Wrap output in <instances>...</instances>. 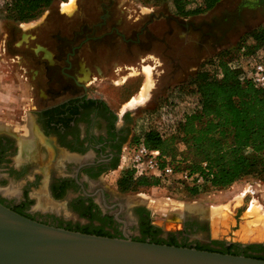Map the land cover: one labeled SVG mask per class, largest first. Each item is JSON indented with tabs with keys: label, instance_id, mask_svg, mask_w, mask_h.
<instances>
[{
	"label": "flooded vegetation",
	"instance_id": "obj_1",
	"mask_svg": "<svg viewBox=\"0 0 264 264\" xmlns=\"http://www.w3.org/2000/svg\"><path fill=\"white\" fill-rule=\"evenodd\" d=\"M75 3L70 15L61 13L59 9L58 16L48 12L34 21L39 23L33 30L34 35H29V44L21 45L27 49L21 54L24 64L21 57H16L19 60L16 62L21 64L18 68L22 69L18 72V80L21 78L23 85L26 80L29 90V94L21 98L32 103V106L27 108V116L20 115L11 127L0 126V184L12 176L11 171L21 174L26 172V165L30 164L35 169L37 162H43L46 173L33 170L32 181L44 177L46 191L51 198L69 196L68 204L79 216L92 205L95 207L92 210H98L102 218H112L114 222L106 223L108 226H119L122 223L116 220L115 214H110L111 210L118 208V202L110 199L109 193L98 181L100 176L116 169L121 150L132 144L131 114L111 107L110 96L101 94L94 87H99L100 81L110 79L112 75L118 77L110 79L114 85H123L131 74L129 70L136 68L130 65L133 63L139 65L141 70L143 66H149L152 70L150 65L141 64L157 60L148 53L152 45L164 46L165 37L170 35L181 37L185 22L196 27L198 32L183 36L184 42L195 37L205 41L212 35L209 31L205 32L204 24H195L197 15L178 17L162 9L144 18L133 9L135 3L127 4L124 0H75ZM135 6L141 7V4ZM160 23L163 27L157 29ZM212 25L209 24V29ZM221 40L222 35L214 44L219 45ZM222 51L224 48L217 53ZM166 59H170L169 75H172L175 60L172 57ZM207 61L203 57L198 66L189 68L194 77L201 72L198 67ZM104 62L105 65L102 64ZM161 65L156 63L154 68ZM157 71L162 73V70ZM16 86L18 88L19 85ZM146 99L148 103L156 101L153 94ZM23 144L29 147L28 150L24 149ZM20 151L24 152L22 157ZM21 195L15 198L0 193V203L41 223L62 228L77 227V224L70 226L52 215L43 217L33 214L28 208V189L23 188ZM45 198L46 207H53V202ZM101 206L106 209L105 212ZM138 208L140 206L133 208L137 228ZM206 215L184 214L180 230L185 233L206 225L209 231V238L203 237L206 243H179L195 247L206 246L214 240L224 245L238 244L239 248L247 244H260L263 250L252 255L264 258V242L242 243L213 238ZM94 221L99 226L101 220ZM119 235L122 236V232Z\"/></svg>",
	"mask_w": 264,
	"mask_h": 264
},
{
	"label": "rangeland",
	"instance_id": "obj_2",
	"mask_svg": "<svg viewBox=\"0 0 264 264\" xmlns=\"http://www.w3.org/2000/svg\"><path fill=\"white\" fill-rule=\"evenodd\" d=\"M68 1L55 0L36 18L24 22L11 19L5 6L0 7V126L11 127L20 115L26 117L29 113L27 108L32 106V103L21 98L29 94V90L26 80L23 81L25 85L21 84V78L18 80V72L22 69L18 68V66L21 67V64L17 63L19 60L16 57H21L22 52L27 50L21 45L23 43L29 44L27 43L30 40L29 35H34L33 30L39 24L34 23V21L45 16L48 12L52 16H58L60 4ZM88 1L91 2V0ZM124 1L127 4L129 2L135 3L133 9L144 18L152 12H159L162 9L168 14L187 17L185 12L200 4L198 0H190L192 3L188 2L187 4H175L171 0ZM140 4L141 7L135 6ZM193 15H197L194 18L195 24H204L205 32L209 31L212 36H209L205 41L195 37L194 40L191 39L188 42H184L182 37L177 35L165 37L166 44L164 46L154 43L148 52L157 60L153 59V62L141 63L142 65H150L153 67L152 70L149 66H143L142 71L139 65L133 63L130 65L136 68L129 70L131 74L123 85L121 83L114 85L110 79L114 78L115 80L118 77L109 74L110 79L102 80L99 82V87H94L101 94L110 96L108 100L111 107L119 108L121 113L127 111L131 114L132 144L136 136L155 126V118L161 108L165 106L170 108V112L176 118L182 113L193 110L196 98L194 93L190 91L193 87L194 75L189 68L194 65L198 66L199 60L203 57L206 60H211L216 55L215 53L223 48L224 51L234 50L246 35L260 28L264 24V0H222L218 5ZM209 24H213L210 29ZM157 27V29H162V23L157 24ZM221 35L220 44H214V41H217L218 36ZM203 42L204 44H201ZM32 45L30 44V46ZM33 47L35 48V45ZM167 57H172L175 60L176 67L172 75H169L170 59H166ZM21 60L24 64L22 57ZM156 63H162V65L154 68ZM102 64L105 65V62ZM157 69L162 70V73ZM198 69L202 71L203 66L198 67ZM15 84L19 85L18 88ZM143 88L146 91L144 99L153 94L156 99L155 103H153L154 101L148 103L147 99H143V102L140 101L138 104L125 105L138 96ZM154 105L156 106L154 107ZM27 133L28 131H26V135ZM121 153L122 150L120 155ZM169 153L180 158L174 163L177 166L186 162L191 163L193 160L192 151L181 141L177 142ZM119 160L116 169L100 176L98 181L99 185L107 190L110 199H115L121 205L120 209L111 210L110 214H115L116 220L122 225L115 226L112 224L108 226L107 224L104 225V223H110L108 221L99 222V226L106 227L110 232L121 233L125 228L130 237H137L139 231L133 208L138 206L150 212L151 223L161 229L160 235L162 237L173 233L178 242L187 245L205 244L204 239L209 238V231L205 225L196 230L181 232V217L184 214L195 216L199 213H206L209 216L210 214H218L221 218H230L233 222L254 223V226L264 230V183L256 175L245 176L226 187L205 188L195 195L190 194L183 184L167 179L160 180L158 184L153 186L137 187L133 191L123 193L119 190L117 182L128 169L119 168ZM42 163L37 162L35 169L30 164L29 166L26 165V172L21 174L11 171L12 176L1 182L0 193L5 196L11 195L20 198L23 188H27L30 196L28 208L33 214H40L43 217L55 216L70 226L76 224L97 226V221L88 222L70 207L68 204L69 196L58 199L51 198L46 191L44 177L38 178L36 182L35 180L32 181L33 170H41L42 173H46ZM3 190L9 191V193L6 194ZM39 195L44 196L45 203V197H47L54 206L46 207L45 205L41 208H34L36 203L38 205ZM191 204H196L197 207H186ZM252 204H257L256 206L259 207L258 215L262 214L263 216H256L248 212ZM101 208L103 212L106 211L103 206ZM208 215L206 216L209 217ZM237 217L238 220H236ZM203 237L205 238L203 239Z\"/></svg>",
	"mask_w": 264,
	"mask_h": 264
},
{
	"label": "trees",
	"instance_id": "obj_3",
	"mask_svg": "<svg viewBox=\"0 0 264 264\" xmlns=\"http://www.w3.org/2000/svg\"><path fill=\"white\" fill-rule=\"evenodd\" d=\"M53 1L55 0H10L5 9L9 11L11 19L24 22L36 18ZM171 1L175 4L191 2ZM198 1L200 4L186 11V15L210 9L221 0ZM262 46L264 24L246 35L234 50L217 53L214 57L216 63L209 64L213 67L212 70H207V66L206 71L194 77L190 92L195 95V106L193 110L182 113L177 118L173 131L160 133L149 129L136 136L133 141V143L142 141L147 148L159 150L161 166L166 162L176 163L180 160L169 153L180 141L189 147L193 155L191 163H184L186 167L196 171L200 169L201 162H206L211 176L206 177L202 185L179 182L192 195L205 188L229 186L248 175L258 176L264 183V88L255 86L241 69L234 66L235 61L244 59ZM159 181L149 176L134 178L133 171L128 169L118 180L117 186L125 193L137 187L156 185ZM92 207L94 206L89 205L80 216L91 222L94 220L114 222L111 217L102 218L98 210L94 212ZM137 216L139 235L132 238L133 240L189 247L179 243L173 233L168 234L167 238H162L161 229L151 223L150 212L147 209L138 208ZM105 228L102 225L86 224L68 226L65 229L98 236L120 237L118 232H110ZM193 248L264 259L252 255L263 250L260 244H247L239 248L238 244L224 245L222 242L212 240L206 246L197 245Z\"/></svg>",
	"mask_w": 264,
	"mask_h": 264
},
{
	"label": "water",
	"instance_id": "obj_4",
	"mask_svg": "<svg viewBox=\"0 0 264 264\" xmlns=\"http://www.w3.org/2000/svg\"><path fill=\"white\" fill-rule=\"evenodd\" d=\"M0 264H264V259L137 241L125 228L120 237L86 234L41 223L0 203Z\"/></svg>",
	"mask_w": 264,
	"mask_h": 264
},
{
	"label": "built area",
	"instance_id": "obj_5",
	"mask_svg": "<svg viewBox=\"0 0 264 264\" xmlns=\"http://www.w3.org/2000/svg\"><path fill=\"white\" fill-rule=\"evenodd\" d=\"M10 0H0V7L8 4ZM215 57V56H214ZM207 61L201 72L212 69L209 64L216 63L215 58ZM235 67H238L255 86L264 88V46L257 49L244 59L235 61ZM207 69V70H208ZM178 118V117H177ZM177 118L170 112V108L166 106L159 110L156 116V124L152 128L160 133L168 130L173 131L176 126ZM161 155L157 149L147 148L142 141L133 143L122 150L119 160V168H127L133 171V177L140 176L154 177L159 180H175L177 182H186L195 186L203 184L206 177H210L211 173L206 162L200 163V169L196 171L190 170L185 164L177 166V164L166 162L160 165Z\"/></svg>",
	"mask_w": 264,
	"mask_h": 264
},
{
	"label": "crops",
	"instance_id": "obj_6",
	"mask_svg": "<svg viewBox=\"0 0 264 264\" xmlns=\"http://www.w3.org/2000/svg\"><path fill=\"white\" fill-rule=\"evenodd\" d=\"M187 18L190 17L188 16ZM188 23L189 22L184 23V30L180 32L181 37L192 33L197 34L198 31L196 32V27H193ZM208 219L210 222V234L213 238L228 239L242 243L264 242V230H261L258 226H254V223L249 222L251 225L244 221L236 223L230 218L223 219L218 214H210Z\"/></svg>",
	"mask_w": 264,
	"mask_h": 264
},
{
	"label": "bare ground",
	"instance_id": "obj_7",
	"mask_svg": "<svg viewBox=\"0 0 264 264\" xmlns=\"http://www.w3.org/2000/svg\"><path fill=\"white\" fill-rule=\"evenodd\" d=\"M75 0H69L67 3H61L60 4V11H61V13H63V14H66V15H70L73 11H74V9H75ZM143 91L142 92H139V94H138V96H136L135 98H133V99H131L127 104H125V105H127V106H132V105H135V104H138L140 101H142L144 98H145V96H146V94H145V92L146 91H144V88L142 89ZM144 100H146V99H144ZM143 102V101H142ZM25 144V143H24ZM23 144V147H24V149L25 150H28V146H26V145H24ZM21 149H22V146H21ZM19 155H21V157L24 155V152H22V151H20V154ZM5 193H9V191L7 192V190H3ZM38 198H39V201H38V207H44L45 205H46V203H45V200H44V196L42 195V196H38ZM257 205V204H256ZM256 205H251L250 206V208L248 209L249 211L248 212H251L253 215H256V216H261V215H258V210H259V207L258 206H256ZM183 206V205H182ZM197 207V205L196 204H191V205H188V206H186V207ZM263 216V215H262Z\"/></svg>",
	"mask_w": 264,
	"mask_h": 264
}]
</instances>
